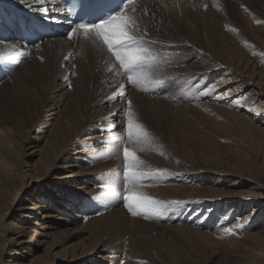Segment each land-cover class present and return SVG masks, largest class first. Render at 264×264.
<instances>
[{
	"label": "rangeland",
	"instance_id": "rangeland-1",
	"mask_svg": "<svg viewBox=\"0 0 264 264\" xmlns=\"http://www.w3.org/2000/svg\"><path fill=\"white\" fill-rule=\"evenodd\" d=\"M145 1H148L145 5H136L138 7L131 10L130 16L141 10L138 16H146L147 22L152 17L151 23H162L165 29L161 25L160 30L164 32L165 39L173 31L171 36L183 43L177 45L173 39L163 41L165 44L151 43L149 47L157 53L160 66L149 74L151 83L143 85L148 91L131 87L125 79L113 73L111 85L103 77L111 72V65L105 72H97L102 81L110 84V96L102 93L92 74H87L77 82L67 83L59 108V119L64 124L62 137L65 148L73 143L84 146L95 131L82 132V135L77 131L94 114L99 117L117 106L122 114L116 122L124 128L126 120L123 113L129 109L126 101L120 103L117 86L125 83L127 98L132 101L130 111L151 136L150 144L135 146L127 142L121 144L120 141L112 143L118 135L105 137L101 143L95 142L91 146L89 153L85 154L87 161L68 170L76 173L87 165L100 168L94 177L98 191L92 201L98 204L93 206L95 211L100 208L107 216L112 215L110 229L103 236L106 240L99 248L108 249L103 251L105 263L112 264L121 255L125 260L123 264H264V247H259L260 242L253 238L262 230L260 226L264 222V116L255 119L251 113L233 108L229 102L234 98L237 99L234 104L242 106L248 101L246 95H254L256 108H264V0H248L247 5L235 4L232 0H189L190 3L187 0L185 5L193 22H187V18L181 22L183 14L173 12L174 6L165 5L163 11L164 5L157 0ZM152 2L158 7L157 12H161L158 18L155 17L156 9L154 12V8L147 7ZM164 18L168 20L163 21ZM250 20L252 22L248 23ZM96 42L107 52L101 41ZM0 43H3L1 37ZM46 49L43 46V49L36 50L32 60L29 55L18 57L20 63L17 64L13 62L16 58L0 60V84L6 82L5 89L14 90L7 98L0 99V129L3 133L7 131L5 140L11 142L9 153H0V264H79L74 261V255L82 250L89 252L95 246L84 240L86 236L74 238L76 230H72L73 227L59 226L57 231L40 230L50 220L46 216L56 213L34 210L45 198L44 194H38L36 184L45 183L39 182V177H45L47 173L52 186L62 182L58 177H64L62 168H57L58 173L53 172L55 167L44 172L48 161L37 156L42 155V149L41 143L35 140L36 132L45 129L43 113L49 110V104L56 95L57 78L47 71L52 60L48 61ZM239 52L243 57H238ZM173 53H180L183 59L175 60ZM195 55L205 63L206 60L217 63L211 66L210 77L203 84L200 83L207 76L205 71L201 80L196 81V78L209 66H199ZM230 55L234 60L228 59ZM63 57L61 54L53 55L56 65L53 66L61 76L65 75L62 71L67 66L62 62ZM110 58L112 62L111 55ZM26 60L30 61L23 66ZM180 66L187 67L188 74H179ZM20 68L30 70L31 82L8 80ZM162 70L171 72L164 76ZM42 75H45V82ZM220 76L226 82H218L223 87L216 88L215 80ZM173 77L181 81V86L169 93L174 84ZM231 77L233 80L230 81ZM62 82H65L64 78ZM210 86L217 90L216 94H224L223 102L214 101L219 103L214 105L213 100L205 96L195 101L184 96L185 92L197 88L203 92ZM197 95L198 91L195 98ZM144 96L146 99H142ZM190 97L193 98L194 94ZM108 99L113 103H108ZM103 100L107 102L105 105L101 102ZM100 105L107 108L101 112ZM228 108L236 111L238 118L229 116ZM249 125L256 128L251 129ZM71 131H75V135L70 141L68 134ZM125 135L124 132L123 137ZM3 140L0 137V142ZM37 142L39 148L35 145ZM125 146L136 152L145 171L157 173L143 182L144 187L140 191L168 205L159 219L132 217L123 206L122 187L116 189L120 195L113 196V190L105 186L109 176H121L122 148ZM161 172L163 175H159ZM11 174L14 176L8 179ZM84 184L83 180L73 188L81 191L86 186ZM52 186H47V192L55 190ZM65 188L63 192L71 191ZM211 189L217 191L212 192ZM174 201L179 204H173ZM62 217L65 218L64 215ZM255 217H260L256 224ZM79 227L82 223L75 226Z\"/></svg>",
	"mask_w": 264,
	"mask_h": 264
},
{
	"label": "bare ground",
	"instance_id": "bare-ground-1",
	"mask_svg": "<svg viewBox=\"0 0 264 264\" xmlns=\"http://www.w3.org/2000/svg\"><path fill=\"white\" fill-rule=\"evenodd\" d=\"M157 1L160 4L164 5V8L162 7L163 11L166 9L165 5L174 6L175 9H173L174 10L173 12L183 14V17L180 19L181 22H184L186 18H187L186 20L187 22H193L192 14H190L191 12L189 13V11L187 10L188 8L185 5L187 0H157ZM247 1L248 0H232V2L235 4H244V5L248 4ZM146 2L148 1L134 0L133 2H131V4L127 6L122 12L124 18L129 19L130 21H134L136 30L138 32L146 31L148 38H150L152 42L165 44L163 41L173 39L177 45L183 44L181 41H177L176 39H174L173 36H171L173 34V31H171V35L168 36L167 39H165L164 32L162 31L163 32L162 33L160 30L162 23L161 22L151 23L150 21L153 20L152 17L147 22L146 16H142V15L138 16L139 15L138 13L141 10L136 9L137 11L133 15L130 16L131 10H133L135 7H138L140 3L145 5ZM190 2L191 1H189V3ZM153 3L154 2L149 3L148 6L146 4V6L148 7V9L154 8V12L156 9L155 17L158 18V16L161 15L160 14L161 12L159 13L157 12L158 7L156 5H153ZM180 4H183V6L181 7ZM44 6L48 8L47 16H45L44 13H41L36 10L37 8L40 7V5L37 3V0H0V37L3 41V43H0V60H11L12 58L17 59L18 57L20 58L19 56L20 52L27 53V55H29V59L32 60L34 56L36 55L35 51L41 50L43 49V46H46L47 49L45 50V54L48 55L47 59L50 62L52 60V62L50 63L51 67L48 65L47 71L50 75L53 76V78L55 76L57 78L56 85L54 87L55 88L54 92L56 95H54V99L51 100V103L49 104V110H45L43 113V118L45 120L43 122L44 123L43 128L45 129H40L39 131L36 132L37 138H35V140L41 143V149H42V155L41 156L37 155V156L41 160L46 159L48 161V166L44 172H48V169L52 170V168L54 167L55 169L53 170V172H57V168H62L64 169V175H63L64 177L63 178L58 177V179L61 180L62 182H59V185H57L58 184L57 183L53 186L47 180V178L50 177L47 173L45 174V177H39L38 181L45 182V183L36 184L39 189L38 194H44L45 198L41 202H39L38 206L34 207V210L42 209L43 213H47V214H50L51 211H54L57 214L56 215L54 213L56 216L55 215L46 216V219H50V220L46 221L44 223V226L40 227V230L57 231L56 228L59 226L73 227L72 230H76L74 232V236H73L74 238L77 239L83 235L84 237L86 236L84 238L85 241L89 240L92 243H94L95 246L92 247V249L89 252L82 250L78 254H75L74 261L79 262V264H87V263L88 264H106L105 256H103V251H108V249L106 248L102 250L99 248L101 247L100 245H104V242L106 240L103 236L106 235L110 229L111 222H112L111 220L112 215L110 214L109 216H107L106 215L107 213H103V211L100 208L97 211H95L93 206L98 205V204H95L94 201H92L93 197L98 191L96 187L97 183H95L96 180L94 179V177L97 174V172H99L100 168H95L93 167V165H87V167H83L81 171H78L76 173H73L72 170L75 168H78L80 162L87 161V157L85 154L89 153L88 150L91 149V146L93 144L101 143L105 137L113 138L114 135H118V137H123V134H124V131L122 130L123 125H119V122H116V120L120 118L122 114V110L116 106V107H111L110 111H107V113L105 112L101 113L99 117H95V114H94L93 117L90 118L84 125H82V128H80L77 131L78 135H82V132L95 131L94 135L88 138V142L84 146L83 145L78 146L77 143H73L67 146V148H65V142L63 141L64 139L62 137V126L64 124L62 125V122L59 119V113H60L59 108L62 104V101H63L62 95L65 94V89H66L68 82L72 84V82H77L80 77H84L87 74H92V76L95 77L96 80L99 82L102 93L107 94L109 91H111L110 86H109L112 83V79H113V77H111V74L112 73L114 75H117V74L113 70L105 74V76L103 75V77H106V79L108 80L110 84L104 80L102 81L99 78L101 76L97 75V72L103 73L109 68V66L112 65L113 67V64H112L113 61L111 62L110 55L103 49V47L99 45L98 42H96L100 40L96 39L94 34L90 36H85L83 31H79L73 34L71 40L67 39L66 37L69 34H71V30L73 28L71 29L70 24L65 22L64 20L65 14L62 12V10L59 7H57L54 0H45ZM180 7H181V11H179ZM23 18L26 22L30 24H33L36 22L39 24L43 23L49 26L50 28L54 29L57 32V36L53 40L40 41L37 45H34V47L37 46L36 48H31L30 46L21 45L19 43L18 38L20 36V32H19L20 20H22ZM167 20L168 18L163 19V21H167ZM251 22L252 21L250 20V22L248 23H251ZM162 28L165 29L163 25H162ZM166 30H169V29L166 28ZM162 46L164 47V45ZM229 53L233 54L232 52H229ZM57 54L63 55L64 57H63L62 62H65V64H67L66 68H63L62 72L65 73V75L63 76H61L62 74L60 73V71L54 68L53 66L55 65L54 64L55 59H53V55H55L56 57ZM240 55H241V52H239L238 54L239 58H240ZM231 56L232 55H230L228 59L234 60V58H231ZM194 57H198L199 66H202L203 64L209 66V68L202 70L201 71L202 73H199L198 77L196 78V81L201 80L203 75L206 72L207 76L200 83V84H203L210 77L209 71L211 70V66L217 65V63L213 60H212V63L209 60H206L207 62L205 63L203 62V60L199 58L198 55H195ZM241 57L243 56L241 55ZM173 58L175 60L181 61L183 59V55H181L180 53L179 54L173 53ZM29 61L30 60H26L23 63V66L29 63ZM188 71L189 69L185 66H180L178 68V72L181 75L188 74ZM167 72H171V70L169 71L162 70V73H164V76L166 75ZM216 72H219V70H216ZM167 75H170V74H167ZM31 76H32V73L30 72L29 69L21 70L20 68L8 80L11 81L15 79H19V80L23 79V80L31 82ZM66 76L68 77L67 80L65 79ZM119 77L122 79L121 76ZM41 78H42V81L45 82V75H42ZM62 78H64L65 82H62ZM224 80L225 79L223 78V76H220L219 80H217L216 78L215 87L216 88L223 87L222 86L223 84L218 83V82H226ZM229 80L230 81L233 80V77H231ZM173 81H174V84L169 89V93H172L175 88H178L181 86L180 80H177L176 78H174ZM5 84L6 82L0 84V99L7 98L9 95H11L12 91H14L9 88L5 89V86H4ZM237 87H240V85L237 84ZM200 89L201 88H197L196 90L188 92V93L184 91L185 92L184 96H187L190 99V101L191 100L195 101L199 97L205 96L209 98L210 100H213L212 103L214 105L219 104L218 102H214V101H219V102L224 101V95H222L223 98L220 100L221 96H218L216 94V91H217L216 89L214 92L208 93V94H206L208 90H204L203 92L205 93H203L199 91ZM197 91H198V95L195 98ZM110 94L108 96H110ZM193 94H194V97L191 98L190 95H193ZM144 97L145 98H142V97L141 98L146 99L147 96H144ZM245 98H248L246 99L248 101H245V104H242V106H236L234 102H236L237 99L234 100V98L229 99L230 105H232L233 108L243 109V111L246 113H251L252 116L255 117V119L258 118L259 116H264L262 115V113L264 114V108L257 109L256 105L253 104L254 103L253 99L255 98L254 95H246ZM110 100L108 99L107 102L112 104L113 101H110ZM101 102L104 105L107 103L106 100H103ZM120 103H122V101ZM100 106H101L100 107L101 112H103L107 108V106H103V105H100ZM258 107H260V105ZM228 109L229 111L226 110V112L229 116L238 118L236 111L230 110L232 108H228ZM248 127H250L251 129L256 128V126H253V125H249ZM3 132L4 131L3 130L1 131L0 129V137L4 139L3 141L0 142V153H4V152L9 153V150H11L9 149L11 142L8 140H5L8 137L7 131L5 133ZM74 135H75V131H71L68 134L70 141L73 139ZM119 141L120 140L118 139H113L112 143L115 144L116 142H119ZM38 142L35 143L36 147H38L37 146ZM80 148H82V150ZM70 169L72 170L68 171ZM3 172L5 171L3 170ZM5 173H9V172H5ZM12 175L14 176V174H11V176L8 177V179H12L11 178ZM7 176L9 175H6V177ZM83 180L85 183L84 185L86 186H83L81 191L75 190V188L73 187H75L78 182H81ZM48 185L52 186V189H55V190L52 192H47ZM63 187H66L65 188L66 190H69V188L71 187L70 188L71 191L63 192L62 191ZM59 188L61 189V191H59L60 190ZM211 191L214 192L217 190L211 189ZM202 193L204 192L202 191ZM97 212H99V214H97ZM63 215L65 216V218L62 217ZM254 221H255L254 224H256L257 221H260V217H255ZM79 223H82V227L75 228V226H77V224ZM105 227H107L106 231L101 233V231L104 230ZM260 228L262 229L260 230L262 232L258 231L257 235H253V238L258 243L260 242L258 244L259 247H264L263 246L264 237L263 238L261 237L262 233H263L262 236H264V232H263L264 222L261 224ZM200 235L202 236L203 234L200 233ZM68 237L70 238L72 236H68ZM72 252H75V251L72 250ZM83 260H86V261H83ZM117 260L118 261L113 262L112 264H118V263L123 264V262L125 261L124 258L121 257V255H118ZM87 261H89L90 263ZM83 262H87V263H83Z\"/></svg>",
	"mask_w": 264,
	"mask_h": 264
},
{
	"label": "snow or ice",
	"instance_id": "snow-or-ice-1",
	"mask_svg": "<svg viewBox=\"0 0 264 264\" xmlns=\"http://www.w3.org/2000/svg\"><path fill=\"white\" fill-rule=\"evenodd\" d=\"M127 2L128 0H125L124 3ZM37 3L40 7L36 10L47 16L48 8L44 6L45 0H37ZM79 31H83L85 36L94 34L95 38L106 46L107 52L113 58V68L109 71L114 70L131 87L148 91L143 85L151 83L149 74L157 70L160 64L157 53L149 47L152 41L148 38L146 31L138 32L135 22L125 19L120 11L99 23H78L66 38L71 40L72 35ZM230 31H234V29H230ZM26 55L25 52L19 53L20 57ZM13 62L20 63V59L17 58ZM65 79L67 80L68 77L66 76ZM68 87L70 88L71 85L69 84ZM214 91V87L210 86L206 94ZM217 95L222 96L224 94L218 93ZM117 97L121 101H126L129 110L123 113L126 124L122 130L126 135L124 137H114V139L120 140L121 144L127 142L133 146L150 144V133L143 124L134 119L133 112L130 111L132 101L127 98L125 84L119 85ZM115 99L116 97H113V100ZM140 150L143 151V147ZM122 158L123 171L121 176H109L105 186L113 190V196L120 195L116 189L122 187L123 206L132 217L143 216L145 219H159L165 214L168 205L146 196L140 191L144 187L143 182L149 176H155L157 173L145 171L141 167L143 161L138 158L135 151L130 150L127 146L122 148ZM159 175H163V173L161 172ZM172 203L179 204L175 201Z\"/></svg>",
	"mask_w": 264,
	"mask_h": 264
}]
</instances>
